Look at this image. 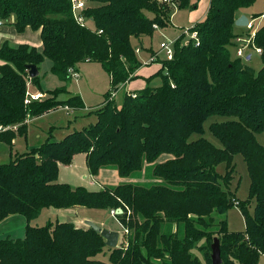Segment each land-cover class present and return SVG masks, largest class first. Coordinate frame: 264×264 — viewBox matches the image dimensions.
<instances>
[{
  "label": "trees",
  "instance_id": "trees-1",
  "mask_svg": "<svg viewBox=\"0 0 264 264\" xmlns=\"http://www.w3.org/2000/svg\"><path fill=\"white\" fill-rule=\"evenodd\" d=\"M86 1L88 26L74 18L71 0H0V18L9 21L14 16L13 25L20 33L27 27L40 30L43 47L40 52L35 46L9 41L0 47L4 62L0 125L20 124L18 133L1 132L0 141L13 146L17 136H27L29 119L60 106L85 108L80 95L58 98L69 92L65 86L42 90L51 97L26 104L29 64L41 71L49 59L50 72L66 82L70 67L96 62L111 78L94 123L59 141L48 138L0 164V222L11 214L32 221L45 208H121L117 216L132 232L112 248L100 232L86 225L29 224L24 237L0 239V264H202L192 253L202 239L207 264H213L215 237L220 240L222 264H258L264 255V142L258 140L259 134L264 136V23L249 47L261 48L259 70L245 57H232L230 50L237 37L250 36L251 28L239 33L235 22L239 11L256 0H211L205 19L189 28L197 38L182 33L174 41L173 58L161 60L162 69L148 79L161 76V85L126 94L121 105L113 93L137 77L143 63L139 45L153 37L155 24L169 26L174 8L160 0ZM175 2L178 9L192 11L199 0ZM40 78L41 73L31 78V85L42 89ZM213 115L228 118L210 125L222 146L205 137L190 140L192 134L204 133V123ZM79 153L86 154L92 175L114 167L121 176H129L151 163L152 175L161 182L148 186L125 182L90 190L59 181L60 166L70 165ZM237 154L243 155L250 177L244 201L230 188ZM163 155L169 157L161 160ZM221 163L226 164L225 174L217 171ZM235 206L245 217L243 231H230L226 219L216 221L215 214H226ZM173 224L175 231H169ZM106 247L107 261L98 258Z\"/></svg>",
  "mask_w": 264,
  "mask_h": 264
},
{
  "label": "rangeland",
  "instance_id": "rangeland-1",
  "mask_svg": "<svg viewBox=\"0 0 264 264\" xmlns=\"http://www.w3.org/2000/svg\"><path fill=\"white\" fill-rule=\"evenodd\" d=\"M89 3H91L89 1ZM205 3V0H203V4ZM174 10L172 11V19H171V23L169 24L168 27L166 28H155L156 30H161V29H165L164 32L166 34V39L170 42H174L178 37L181 36L182 33L184 32H188L187 33V38L190 37V32H189V28H191L197 21L200 22L203 19H205L206 16H204L205 14H203L201 16L200 21L197 19H194L193 22L191 21V16H190V10L189 9H178L176 7H174ZM252 9H250V11H257L258 13L264 12V0H256L255 4L250 7ZM201 10L205 13L206 8L205 7H201ZM147 14L149 16L152 15V13L147 12ZM14 17V16H13ZM11 17L9 19L8 22H6L7 25H13V20L14 18ZM204 17V18H203ZM203 18V19H202ZM192 23H194L192 25ZM157 25V24H156ZM257 25V23H256ZM242 27L237 26L236 30L241 29ZM1 29V27H0ZM253 31V30H252ZM9 32L11 34H13L14 36L16 35V33H20L17 30H15V26L10 28ZM26 32H30V31H26ZM2 34V33H0ZM31 35L33 36H37V32H30ZM5 33L0 35V41L1 38L5 39ZM26 37L27 33H24L22 35H19V39L22 37ZM9 39L12 37L11 35H8ZM38 39L40 40L39 36H37ZM9 39L5 40V41H9ZM15 45V43L12 42V45ZM18 44V43H17ZM154 48H157L159 46L160 49V43L158 42V39L154 40L153 43ZM151 47V44H149L146 48ZM174 47V46H173ZM37 49L42 52L43 47L42 44L37 46ZM231 50V55L232 57L235 56L236 50L234 47H230ZM158 52V51H157ZM157 52H154V54H156ZM165 52L163 51L162 53H160V55L162 57H159V59H156L157 61L161 62V60L165 59ZM253 54V59L252 61L247 60L246 56L244 59H246V62L252 66L253 68H255L256 70H259L262 67V60L259 56V54H257L255 51L252 52ZM138 56L140 57V59L144 62L146 60H148V55H147V49H145L144 47H140V49L138 50ZM151 60V58H150ZM51 61L49 59H46L42 65H41V86L43 91H48V90H53L56 87H61V86H65L69 92L67 93H60L58 98H67L70 95H80L84 102H85V108L79 109V110H72L71 108L68 109L70 111H65V110H60L61 112L59 113V118L55 121H52L50 119H44L43 123H46V125H52L54 122V125L57 126L56 130L53 132L54 133V137L50 136V133H47V135L49 136L50 140H62L67 133L73 132L75 130H80L85 126H88L91 123H94L96 121V114L95 111L97 108H99L104 99H105V93L111 88V83H110V76L108 74V72L101 66V64L96 63V62H89V61H85L82 62L78 65L77 67V72H78V77L75 76H71V78L68 79V81L63 82L62 80H60V78H58L56 75L52 74L50 72L51 69ZM163 64H161V68L162 69ZM70 74V73H69ZM47 75V77H46ZM159 77V79H156L154 82L153 80L150 82L148 81V85L151 86H158L161 85L162 83V79L161 76H157ZM123 85V84H122ZM121 85V86H122ZM120 86V88H121ZM27 90H28V86H27ZM39 88L36 86L31 85L30 86V91L32 92H38ZM40 90V91H41ZM118 93V91H117ZM117 95V94H116ZM122 95L123 93H119V97H118V105H121V99H122ZM47 97H51V95H46ZM115 97V96H114ZM116 99V97H115ZM61 107V106H60ZM59 108V107H58ZM57 109V108H56ZM53 109V110H56ZM42 116V115H40ZM33 118V117H32ZM227 117L221 116V115H213L211 117H209L205 123H204V133L203 134H199V133H194L192 134L190 140H195L199 137H205L208 140H210L211 142H213L215 145L221 147L222 143L212 134L211 130H210V125L213 122L216 121H225L227 120ZM31 119L28 120V122ZM41 122V119L40 121ZM20 127V125H19ZM52 127V126H51ZM52 130V129H51ZM16 133L19 132V129L17 131H15ZM42 138L44 139L43 141H47L48 136L44 135L41 133ZM32 140L37 141V137L36 134L32 137ZM258 140L261 142H264V136L263 134H259L258 135ZM26 140L24 137L22 138H18V151H20L21 153H23L25 147H26ZM44 143V142H43ZM17 152V151H15ZM167 156V155H164ZM167 157H162L161 159H166ZM84 157H83V153H81L80 157H77L75 159V163L76 167H70V168H66L63 167L61 169V174H59V179L62 180L61 182H67L69 184H71L72 186H84L87 187L89 189L94 188L95 186H92L89 184L90 180H91V176L87 170L86 165L84 164ZM234 165H235V173H234V178L230 184V188L232 191L235 192L236 197L239 200H246L249 196V186H250V177L248 175V170H247V164L246 161L243 157L242 154H237L234 157ZM151 166H153V164L151 163H145L144 167L141 171H137L134 172L133 174L129 175V176H121L119 174V177L121 179H119V181L121 180V183H134V184H140V185H153L156 183H160L161 179L159 178H155L152 175V171H151ZM104 168H110V170H117V168L114 167H104ZM102 169V168H101ZM108 171V169L106 170ZM217 171L221 174H225L226 173V164L225 163H221L217 166ZM100 172V171H99ZM119 173V172H118ZM99 174V173H98ZM84 175H88L87 179H84L83 176ZM114 175H117V173H115ZM116 176L112 177L111 181H107V182H115ZM59 180V181H60ZM119 183V184H121ZM118 184V185H119ZM104 185V184H103ZM106 186V187H105ZM107 186H109V188L115 187L117 185H113L111 183H107L104 185V188H108ZM102 188V189H104ZM94 190V189H92ZM249 212L252 213L254 211V207H255V201H251L249 203ZM62 210V211H59ZM66 211V213H81V214H85L88 215L89 217H92L95 223L100 224L102 227L107 228L108 226H113V228L117 227L119 229H112V230H118L120 232V238H119V243L118 245L120 246L121 243H123L126 239H127V234H131L132 231L130 232H126V229L129 230V228L127 227V225H124L121 220L119 219V217H113L110 214V210L107 209H90V208H86V207H81L80 210H74V208H68V209H56V208H49L44 210L43 213L40 214L38 221H35L39 223L40 226L42 225H46L49 221L55 222V221H72V216H64L60 214V212H64ZM129 213V212H128ZM130 215V213H129ZM216 217V221L226 219L227 220V224H228V229L230 231H243L246 228V221H245V217L242 214V211L240 210L239 207L235 206L232 207L226 214H215ZM176 229V225L173 224L170 227H168L169 231H175ZM25 236V232L23 231L20 234H13L12 237L13 238H22ZM206 244V240L202 239L201 241L197 242V244L195 245V247L192 249V253L194 256H197L202 264H207V260L205 257V249H202L201 247L203 245ZM109 257V249L108 247H106L104 249V251L102 253H100L98 255V258L103 259V260H108ZM258 264H264V256H262L260 258V261Z\"/></svg>",
  "mask_w": 264,
  "mask_h": 264
},
{
  "label": "crops",
  "instance_id": "crops-1",
  "mask_svg": "<svg viewBox=\"0 0 264 264\" xmlns=\"http://www.w3.org/2000/svg\"><path fill=\"white\" fill-rule=\"evenodd\" d=\"M210 1L211 0H205V3L203 4V0H199L198 7L196 9L190 11V16H191V21L192 22H193L194 19H197V20L200 21L201 19H198V18H201V16L203 14H205L204 16L207 15L208 9H209V5H210ZM252 6H250V7H252ZM201 7H205L206 8L205 13L202 10H201V12H199ZM250 7L240 10L239 11V16L245 14L249 18V21L252 23V26H251L252 29H250L248 26L247 27H243V28L237 30V32H239V33H246L247 31H249V29L251 31L252 30H256L260 25H262L264 23V12L258 13L257 11H250V9H252ZM256 14H262V15L259 16V17H254V16H256ZM171 19H172V16H171ZM256 23H257V25H256ZM193 24L194 23H192V25ZM0 27H1L0 33H2V34L5 33V35H6L5 39L1 38L0 47L5 42V40L9 39L8 35L12 36L9 39V42L11 44H12V42L15 43V45L24 44L25 43V44H29V45L35 46V47H37L38 45L42 44L41 37H40V30H33L30 27H27V29L24 32L16 33V35L14 36L13 34H11L9 32L10 28H12L14 26H12V25L10 26V25L4 24V25H2ZM15 30H16V28H15ZM164 30L165 29L156 30L154 35H153V37L145 38L143 40V45H139V47H138L139 49H140V47H142V48L144 47L145 49H147L148 60L144 61L142 63V66L137 69V71H136V76L137 77L135 79H131V80L127 81L126 83H124L121 86V88H119L118 93L115 92V97H116L117 101H118V97H119V93L120 92L123 93L122 99H121V103H122V101L124 99V96L126 94H135L138 91H140L141 89L145 88L148 85V79L152 78V76H155V74H157V72L160 70L162 63L157 61V60L151 61L150 58H151V55L154 54V52H157L159 50V46L157 48H154V46H153L154 40L158 39V42L160 43L161 42L160 41L161 38L162 39H166V34H165ZM26 31H30L31 33L32 32H34V33L37 32V36H39L40 40L38 39L37 36H33V35L30 34V32H26ZM24 33H27V36L26 37L23 36L22 38L19 39L18 38L19 35H22ZM2 34H0V35H2ZM149 44H151V47L146 48ZM237 45L238 44L235 43L234 45H232V47H234L235 50H236ZM252 52H254V50H250V49L246 50L247 60H249V61L250 60L252 61V59H253ZM236 56L237 55L235 53L234 57H236ZM159 57H162V56L159 54L157 59H159ZM3 63L4 62L0 59V65L3 64ZM40 73H41V71H40ZM46 77H47V75H46ZM156 79H159V77H155L153 79V82ZM110 82H111V78H110ZM40 90L41 89H39L38 91H40ZM40 92H42V90ZM45 94L48 95V93H45ZM59 99H65V98H59ZM60 110L70 111V110L66 109L65 107L61 106V107L57 108L56 110H51L49 112H46L42 116L31 118V120L27 123L28 124L27 136H17L14 139V141H13V146H10L6 142L0 141V164L9 162L14 155H16L18 153L19 154L21 153L20 151H18V138H22V137L25 138L27 143H26V147H25L23 152H26V151L30 150L31 148L40 146L43 142H45V141H43L44 139L42 138L41 133L46 135V136H48L47 133H50V136L54 137V133L53 132L57 128V126L54 125L55 122L52 125L51 124L50 125H46V123H43V121H44V119H50L52 121H55V119L57 120L59 118V115H60L59 113L61 112ZM72 110H74V109H72ZM40 119H41V122H39ZM35 134H36V137L38 139L37 141L32 140V137ZM48 138H49V136H48ZM15 151H17V152H15ZM80 155H81V153L76 154L74 156L73 161H72V163L70 165H67V166L66 165H61L60 166V174H61V169L63 167H66V168L76 167V164H74L75 163L74 161H75V159L77 157H80ZM83 157H84V160H83L84 164L86 165L87 170H88V172H89V174L91 176V180H90L89 184L92 185V186H95L92 189L100 190V189L104 188V185L107 184V183L108 184L111 183L113 185H118L119 183L122 182L121 180L119 181V179H121V178L119 177L118 170H110V168H107L108 171H106L107 169L103 167L100 170L98 175H92L90 173L88 165H87V159H86V154L85 153H83ZM162 157H169V156H164L163 155ZM115 173H117V175H114ZM114 176H116V178H114L115 179L114 183L107 182V181H111L112 177H114ZM87 177H88V175H84L83 176L84 179H87ZM60 181H62V180H60ZM107 187H109V186H107ZM92 189H90V190H92ZM73 208L76 211L81 209V207H79V206H76V207H73ZM46 209L49 210V208H45L44 210H46ZM43 211H42V213H43ZM59 211H62V210H59ZM60 214L61 215L64 214V216H66V215L67 216L74 215V216L71 217L72 218L71 222H74L78 226L85 225L84 221L87 220V219L94 220L92 217H89L88 215H86V213L85 214L68 213V212L66 213V211H64V212H60ZM38 219H39V217L34 219V220H32V221H28L26 219V217L21 215V214H11V215L7 216L4 220H2L0 222V239H3L5 237H12L13 234H16V233L20 234L23 231L26 232V227L29 224L30 225H34V226H40L38 222L35 223V221H38ZM107 228L111 229V230L112 229H119L117 227L113 228V226H111V227L108 226ZM18 238H20V237H18Z\"/></svg>",
  "mask_w": 264,
  "mask_h": 264
},
{
  "label": "built area",
  "instance_id": "built-area-1",
  "mask_svg": "<svg viewBox=\"0 0 264 264\" xmlns=\"http://www.w3.org/2000/svg\"><path fill=\"white\" fill-rule=\"evenodd\" d=\"M160 1L166 2V3L170 4L171 6H174L177 8L175 0H160ZM71 3H72V12H73V15H74V18L76 19V21L79 24H81V26L90 25L91 20L84 14V10L87 8V1L86 0H71ZM6 22H8V20H4V19L0 18V26L6 24ZM251 26H252V23L249 22L248 27L252 29ZM154 27L158 28V25L155 24ZM255 32H256V30H253V31H251L250 36H240V37L236 38V42L238 44L237 48H236V55L238 57H245L246 56V50L249 49L250 45L252 44V39L255 36ZM184 33L187 35L188 32H184ZM190 37L196 39L197 33L195 31L190 32ZM186 42H188V41H186ZM173 45H174V42L172 43L166 39H163V41L160 42V49L158 50V52L151 56V61L156 60L157 57L159 56V54L162 53L163 51L165 52L164 53L165 59L171 60L173 58V54H174ZM254 50L256 51V53L261 52V48H258V47H255ZM68 71H69L71 76H75V77L79 76L77 69L74 67H70ZM30 86H31V77H29V79H28V90H27L26 98H25L26 104H30L31 102H33L35 100L42 101L47 97L46 94L43 92H40V91L32 92V91H30ZM113 96H115V93H113ZM65 108L70 109L68 106H65ZM19 125L20 124H16L13 126L0 125V133L4 132L6 130L17 131L19 129ZM120 209L121 208H118V209L112 208L110 211V214L113 217H117ZM126 232H129V230L126 229Z\"/></svg>",
  "mask_w": 264,
  "mask_h": 264
},
{
  "label": "water",
  "instance_id": "water-1",
  "mask_svg": "<svg viewBox=\"0 0 264 264\" xmlns=\"http://www.w3.org/2000/svg\"><path fill=\"white\" fill-rule=\"evenodd\" d=\"M249 22H250L249 18L245 14H243L237 18L235 24L240 27H247L249 25ZM160 41H163V39L161 38ZM27 68L29 70V74H30L29 76L31 78L39 75L40 73L39 69L37 68L35 64H29ZM121 212H122V209L119 210V213ZM84 224L88 227L93 228L96 232H100L101 235L105 238L107 246L112 247V248H116L119 246L118 243H119V238H120V232L118 230H111V229L102 227L100 224L95 223L91 219L85 220ZM211 248H212V253H211L212 263L222 264L223 259L221 255L219 238L217 237L214 238Z\"/></svg>",
  "mask_w": 264,
  "mask_h": 264
}]
</instances>
